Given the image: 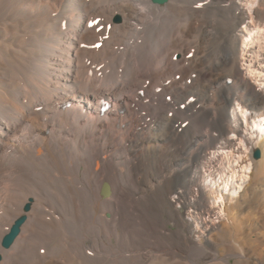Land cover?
Listing matches in <instances>:
<instances>
[{
    "label": "bare ground",
    "instance_id": "1",
    "mask_svg": "<svg viewBox=\"0 0 264 264\" xmlns=\"http://www.w3.org/2000/svg\"><path fill=\"white\" fill-rule=\"evenodd\" d=\"M260 36L264 0H0V264H264L242 213L264 203ZM234 145L223 179L258 186L210 226L200 168Z\"/></svg>",
    "mask_w": 264,
    "mask_h": 264
},
{
    "label": "rangeland",
    "instance_id": "2",
    "mask_svg": "<svg viewBox=\"0 0 264 264\" xmlns=\"http://www.w3.org/2000/svg\"><path fill=\"white\" fill-rule=\"evenodd\" d=\"M249 22V20H247L246 21V24L244 25L243 24V26L241 27L240 26V28H242V29H240L239 28V30L240 31H244V33H246L247 32V30H248V27H247V23ZM261 37V38H260ZM260 37H258V38H255V41H257L256 42V44H251V45H243V47H242V49H243V51H242V55H241V59H240V64H241V68H242V70L244 71V72H246L247 73V75H249L248 74V71H246V70H248L247 68H248V66H251L252 67V69H257V68H259L257 71H261V73L264 75V36H260ZM245 38H247L246 36H245ZM262 39V40H261ZM259 43V44H258ZM256 45V46H255ZM257 45H258V47H257ZM259 46H260V48H259ZM257 47V48H256ZM257 61V62H256ZM259 61V62H258ZM257 66V67H256ZM259 66V67H258ZM250 76H251V74H250ZM251 82L252 83H254V85H256V86H258L261 90H264V81H259V80H256V78H253L252 80H251ZM234 110V111H233ZM232 110V115L233 116H238L239 114H238V112L237 111H235V109H233ZM233 112H235V114L233 113ZM243 131H244V133H246V130L244 129V126H243ZM264 132H261L260 134L261 135H263L264 136V134H263ZM259 134V135H260ZM254 135V137L255 136H258V134L257 133H255V134H253ZM239 146H237V145H234L233 146V148L232 147H225V148H223V149H221L220 148V146H218V149H216V150H213L214 151V153H212L213 151H210L211 153V155L209 154V156L207 157V160H205V162L207 161V163H205L204 162V165L205 164H207V165H203L201 168H200V172H201V176L203 177H201L202 178V186H203V188L205 189V192L208 194L209 192V197H210V200H211V204H210V210L212 211V212H210V213H212V214H208V215H206L204 218H203V220L201 219V221H206V223L208 224V225H210V226H212L213 225V223H217V224H220V226H222L221 224L223 223V222H225L226 220H227V215H231V213H235V211L236 210H234V211H232V212H230V209L229 208H227V205H228V203L229 204H232V202L234 203L235 202V200H237V199H239V197H240V195L243 193V192H245V190H247V188H248V190H250L251 188H252V185L253 186H255V187H257L258 185L257 184H254V178H253V180L251 179L252 177H254V170L252 169L253 168V165L251 166V168L249 169V171L246 173V179H245V181H244V183L242 184V187H241V189H243L242 191H239L238 193H234L233 194V192H235L236 190H235V188H232L233 187V185L232 184H227V182H225V180L223 179V177H225L227 174L226 173H228L230 170H231V168L230 167H233V165H235V170L238 172L237 173V175H241V167L242 166H245V162H243V157H244V154L243 153H240L239 152ZM232 149V150H231ZM220 150V151H219ZM233 150H234V152H233ZM238 150V151H237ZM216 151V152H215ZM236 151V152H235ZM256 151H254V153H255ZM231 153V155H229ZM254 153H252L253 154V156H254ZM213 154V155H212ZM224 155L223 157H222V155ZM220 155V156H219ZM228 156V157H227ZM235 156L236 158H234L233 159V157ZM211 157H213V158H211ZM218 158V159H217ZM227 158V159H226ZM232 159H233V161H234V163H232L233 161H232ZM238 159V160H237ZM242 159V160H241ZM220 162H223V163H219V161ZM222 160V161H221ZM235 161H236V163H235ZM238 161V162H237ZM211 163V164H210ZM218 163V164H217ZM213 164V165H212ZM226 164V165H225ZM212 165V166H211ZM232 165V166H231ZM217 167V168H216ZM221 167V168H220ZM224 167V168H223ZM204 168V169H203ZM223 168V169H222ZM217 169H219V170H217ZM229 169V170H228ZM222 170V171H221ZM203 171V172H202ZM217 171V172H216ZM219 171H221V172H219ZM223 171H225V172H223ZM252 171V172H251ZM212 172V173H211ZM223 172V173H222ZM214 173V174H213ZM220 173H222V174H220ZM203 174V175H202ZM210 174V175H209ZM251 176H250V175ZM220 175H223V176H220ZM212 177V178H211ZM250 179V181H248ZM205 180V181H204ZM214 180V181H213ZM252 181V182H251ZM204 182V183H203ZM263 182V184H264V181H262ZM237 182L235 181L234 182V184L235 185H238V183L236 184ZM232 185V186H231ZM245 185V186H244ZM248 185V186H247ZM222 186V187H221ZM227 186V187H226ZM225 187H226V190H225ZM220 188V189H219ZM262 188H264V187H262ZM210 189V190H209ZM214 190L215 192L213 193L212 192V190ZM240 189V190H241ZM220 190V191H219ZM227 190H229L228 192H227ZM217 191V192H216ZM232 191V192H231ZM225 192V193H224ZM226 192H227V194H226ZM242 192V193H241ZM264 192V191H263ZM231 193V194H230ZM241 193V194H240ZM263 194V193H262ZM211 195V196H210ZM235 195V196H234ZM238 196V197H237ZM218 197V198H217ZM231 197H233L232 199H227V198H231ZM176 199H177V197H175ZM193 198H195V197H192L191 199H193ZM224 198V199H223ZM217 200V201H216ZM228 200V201H227ZM233 200V201H232ZM213 201H214V203H213ZM232 201V202H231ZM222 202V203H221ZM264 202V201H263ZM262 202V203H263ZM213 203V204H212ZM226 203V204H225ZM220 205V206H219ZM263 206V207H262ZM212 207V208H211ZM224 207V208H223ZM178 208H179V210L183 213V214H185L184 215V218H185V220L187 219L188 220V222L189 223H191L192 225H193V228L195 229V231H198L199 232V234H201L203 231L200 229V226L197 224V223H195L196 222V220H195V218H193V217H196V211H193L194 209L193 208H191V209H189V210H185L184 208H182L181 206H178ZM223 208V209H222ZM227 208V211H228V213H227V211L225 210ZM247 209V210H246ZM223 210V211H222ZM242 210V209H241ZM256 210V211H255ZM255 210H249L248 208H243V210H242V213H244L243 215H248V217L250 218V216L252 217L251 218V220L250 221H248V222H251V223H247V224H245L247 227H245V230H248V232H251V233H249L250 234V236H251V238L252 237H254L253 239H257L258 238V236L259 235H263L264 233H263V231H264V224H262V223H264V203L263 204H261V207H259L258 209H255ZM262 210V211H261ZM193 211V212H192ZM214 211V212H213ZM247 211H249V212H247ZM255 211V212H254ZM259 211V212H258ZM188 212H189V214H188ZM222 212V213H221ZM257 212V213H256ZM233 213V214H234ZM253 213H254V216H253ZM260 215H259V214ZM263 213V214H262ZM222 214V215H221ZM250 214V215H249ZM259 215V216H261V214L263 215V216H261L260 218H258V216H256V215ZM188 215V216H187ZM246 215V216H247ZM187 216V217H186ZM208 216V217H207ZM257 217V218H256ZM222 218H224V219H222ZM263 221H262V220ZM220 220L222 221V222H220ZM215 221V222H214ZM219 221V222H218ZM209 223H212V225L211 224H209ZM255 223V224H254ZM175 224L174 223H172V222H169V223H167V228L169 229V230H171L172 231V234L169 236V238H173V241L174 242H178V243H180L181 241H178L179 239H177V238H184V234H183V231H181V228L180 227H178V226H174ZM195 225H198V226H195ZM252 227H251V226ZM262 225V226H261ZM137 227H138V229H137V231L138 230H143L144 229V226L142 225H136ZM196 227V228H195ZM199 229H198V228ZM250 227V228H249ZM256 228V229H255ZM209 231H208V233H209V236H211L212 238H214V240H215V242L216 243H218L217 244V246H215L214 247V249L219 253V254H223L224 253V247H223V245H221V242H220V238L218 237L219 235H218V233H217V238H216V236H215V233H213V232H215V231H217L216 229H214V230H212V228H210L209 227ZM250 229V230H249ZM253 229V230H252ZM200 230V231H199ZM211 230H212V232H211ZM175 232V233H174ZM182 232V233H181ZM258 233H260V234H258ZM180 234V235H179ZM214 235V236H213ZM175 239V240H174ZM177 239V240H176ZM217 240H219V241H217ZM261 244L264 246V242H262L261 241ZM247 250V249H246ZM171 261H173V262H171ZM171 264L172 263H175L174 262V260H172V258H171ZM229 262L231 263V264H236V262H235V260L234 259H229ZM193 264V263H192ZM237 264H240V263H237Z\"/></svg>",
    "mask_w": 264,
    "mask_h": 264
},
{
    "label": "water",
    "instance_id": "3",
    "mask_svg": "<svg viewBox=\"0 0 264 264\" xmlns=\"http://www.w3.org/2000/svg\"><path fill=\"white\" fill-rule=\"evenodd\" d=\"M153 3H156V4H164L167 2V0H151ZM254 157H259V151H256L254 153ZM108 192V188H107V185L104 184L103 186V189H102V193L105 195L107 194ZM17 234V228L16 227H13L10 232L4 237L2 243H3V246H8L11 241L15 238Z\"/></svg>",
    "mask_w": 264,
    "mask_h": 264
}]
</instances>
